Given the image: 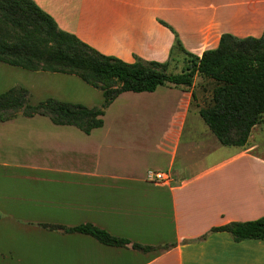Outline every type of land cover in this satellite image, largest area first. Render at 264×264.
I'll return each mask as SVG.
<instances>
[{
    "label": "crops",
    "instance_id": "crops-1",
    "mask_svg": "<svg viewBox=\"0 0 264 264\" xmlns=\"http://www.w3.org/2000/svg\"><path fill=\"white\" fill-rule=\"evenodd\" d=\"M34 1L62 30L101 53L130 63L169 62L168 72L176 50L185 66L186 56L174 51L175 34L160 20L199 57L224 33L260 37L264 31V1L258 13L238 0ZM226 15L233 28L223 22ZM5 65L0 61V95L25 87L31 102L34 76L43 71L24 77ZM196 79L191 88L166 84L120 94L105 109L103 126L90 134L43 115L0 122V228H6L0 231V264H264V240L237 241L212 231L264 216V155L250 138L206 163L223 145L200 115L201 102L194 105ZM263 123L264 117L253 130ZM149 171L170 173L171 180L150 181ZM83 224L131 244L108 246L45 226Z\"/></svg>",
    "mask_w": 264,
    "mask_h": 264
},
{
    "label": "trees",
    "instance_id": "trees-1",
    "mask_svg": "<svg viewBox=\"0 0 264 264\" xmlns=\"http://www.w3.org/2000/svg\"><path fill=\"white\" fill-rule=\"evenodd\" d=\"M176 37L175 49L186 56L181 73H170L169 62H126L106 55L75 34L62 30L56 20L34 0H0V61L26 71L70 74L101 89V107L65 102L57 98L31 103L29 90L12 87L0 95V122L35 115L47 116L54 124L72 125L90 134L104 124L105 109L124 92H154L172 84L191 88L196 77L212 84L211 98L200 115L223 146L245 147L253 128L264 117V31L260 37L224 33L216 48L199 57L188 52L175 29L160 20ZM172 49V53H173ZM197 93L193 92V99ZM96 238L102 244L125 247L131 241L111 235L93 224L71 228L45 225ZM213 232L230 233L237 241L264 240V216L251 221L231 222ZM133 248L150 251L138 243Z\"/></svg>",
    "mask_w": 264,
    "mask_h": 264
},
{
    "label": "rangeland",
    "instance_id": "rangeland-1",
    "mask_svg": "<svg viewBox=\"0 0 264 264\" xmlns=\"http://www.w3.org/2000/svg\"><path fill=\"white\" fill-rule=\"evenodd\" d=\"M192 1H196V0H192ZM211 1H213L215 4H223L231 0H211ZM238 1L239 3H242L245 7H247L248 11L254 10L255 11L254 13H258L261 9H263L264 0H238ZM179 2H181V0L175 1V4H179ZM194 6H197V5H194ZM177 20L179 21V19ZM195 21H197L196 22L197 27H199L200 29L205 28V23H202L203 25L200 26L198 24L200 20L198 21L197 19ZM223 22L226 23L228 28L229 26L230 28H233L232 27L233 26L232 16H229V15L223 16ZM263 22H264V19H263ZM186 28L188 29L187 26L184 29ZM174 54H175V57L177 58V59L175 58L177 61L175 60L176 63L173 62L174 63L173 69H170L169 72L170 73H181L185 68V60L183 62L178 60V57H180L181 54L177 52V50L176 52H174ZM5 66L7 67V69H11V70L14 69V70L23 72V76L26 77L25 73H27V71L21 70L19 68H12L8 65H5ZM19 78L23 79V77H19ZM33 86L35 87L33 89L34 97L31 103H34V104L36 102L38 103L39 100L43 101V100H47L48 98H57L65 102H70L74 104H82L88 107H101L104 101V95L101 89L95 88L85 83L79 77L75 75L42 72L34 76ZM195 87H196L195 92L197 93L198 96L196 98V101H194V105H196L197 102L200 101L201 105L205 106L206 102H208L209 99L211 98L212 87H213L211 82L204 78L197 77ZM120 104H123V103L121 102L117 104V107H120V108L123 107V105L121 106ZM147 117L149 121L154 120L156 118V116L154 117L147 116ZM47 120L50 122L49 118ZM135 122L137 121H134L131 123H135ZM250 138H251V143L257 142L258 144L257 150H259L257 152L264 155V123L258 129H255L251 132ZM232 150H234V147L232 146H220L219 150L212 152L206 156L205 158L206 163L211 164V162L220 159V157L227 155V153L231 152ZM5 229L6 228H0V231H3Z\"/></svg>",
    "mask_w": 264,
    "mask_h": 264
},
{
    "label": "built area",
    "instance_id": "built-area-1",
    "mask_svg": "<svg viewBox=\"0 0 264 264\" xmlns=\"http://www.w3.org/2000/svg\"><path fill=\"white\" fill-rule=\"evenodd\" d=\"M147 177L150 181L153 182L169 183V181L171 180L170 173L161 171H149Z\"/></svg>",
    "mask_w": 264,
    "mask_h": 264
}]
</instances>
